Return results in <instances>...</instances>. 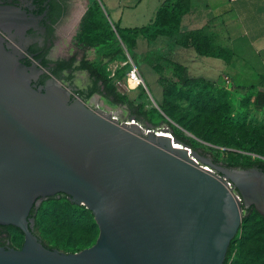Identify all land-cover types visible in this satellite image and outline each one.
Returning <instances> with one entry per match:
<instances>
[{"label":"water","instance_id":"1","mask_svg":"<svg viewBox=\"0 0 264 264\" xmlns=\"http://www.w3.org/2000/svg\"><path fill=\"white\" fill-rule=\"evenodd\" d=\"M43 72L0 36V225L24 233L0 264H224L244 207L264 215V171L218 165L167 126L121 122L54 75L35 86ZM57 193L92 211L94 244L67 253L35 235L31 209Z\"/></svg>","mask_w":264,"mask_h":264},{"label":"rangeland","instance_id":"2","mask_svg":"<svg viewBox=\"0 0 264 264\" xmlns=\"http://www.w3.org/2000/svg\"><path fill=\"white\" fill-rule=\"evenodd\" d=\"M90 3L91 0H73L69 19L60 30L54 48L56 56L69 57L75 54L77 58H80L85 53V50L78 46L76 38ZM103 6L107 10L104 0ZM137 23L143 25L146 22L138 20ZM136 51L139 54L147 51L159 54L155 42L143 37H139ZM89 54L93 58L94 50L89 49ZM192 54L187 53L185 58L174 56V59L191 63L190 76L192 77L216 79L215 72L207 66V61H204L209 57L198 55L195 51H192ZM195 56L199 59H193ZM130 62L134 63L128 51L124 50L115 59L108 61L105 69L110 76H113L120 67ZM165 66L169 68L170 64L165 63ZM137 67L144 80L140 86H144L147 92L142 101L147 107L159 106L166 97L170 105L161 111L169 122L170 130L172 132L175 130L182 135L186 140L184 142L188 143L193 150L206 159L219 160L215 163L226 167H229L227 164L232 163L264 160V108L255 109L248 98L235 97L225 87H215L201 82L194 87L186 88L167 80L172 74L171 70H164L162 76L165 81L162 82L160 73L156 72L150 64L140 61ZM47 72L49 69L44 68L43 73ZM61 81L75 91L88 85L89 75L85 71H78L75 73L73 82ZM164 89H166L165 94ZM140 92V88L128 91L129 96L136 102L140 100L138 97ZM98 96L100 106L104 110H122L125 115L131 116L126 106H116L111 100L104 99L98 93L94 94L89 102L94 103L93 97ZM140 122L145 126L153 127L142 119ZM166 124L163 122L164 126ZM260 215L261 212L256 207L248 211L247 223L236 243L232 264H264V220ZM40 217L41 225L38 233L51 246L65 244L71 248L78 245L88 247L97 235V222L91 219L88 210L77 209L68 202L48 203L40 212ZM10 232L12 243L18 246L22 238L13 229Z\"/></svg>","mask_w":264,"mask_h":264},{"label":"trees","instance_id":"3","mask_svg":"<svg viewBox=\"0 0 264 264\" xmlns=\"http://www.w3.org/2000/svg\"><path fill=\"white\" fill-rule=\"evenodd\" d=\"M192 7L193 0H175L171 5H168L166 0L158 9L154 19L149 24L137 27H125L122 26L119 21L109 19L107 15L108 12L105 11L106 9L103 6L102 0H91V3L87 8L85 18L81 24L80 33L77 34L76 38L78 46L85 50V53L80 58H77L74 54L68 59H59L56 62V66L47 68L49 69V72L42 75L39 80V84H45L51 75L56 76L60 80H66L71 83L73 82L76 72L85 71L89 75V83L85 88H78L75 92L78 93L86 102H89L92 96L98 93L104 99L111 100V102L116 106H126L129 115L137 118L136 120L139 122L142 119L150 123L154 128L164 126L163 122L168 125L169 122L161 111V109L165 110L170 105L166 97H164L162 103H159L158 107H147L145 102L142 101V99L147 95L144 86L141 85L138 87L141 89L138 96L140 99L139 102H136L134 98H131L129 93L124 94L118 89L117 82L126 79V75L133 66L131 62L120 67L113 76L108 74L105 69V64L108 61L115 59L120 53L127 49L135 65L138 66V62L140 61L150 64L156 72L160 73V79L162 82L165 81L162 74L164 70L167 69L172 71L171 76L167 78V80L173 84L191 88L198 83L204 82L214 85L215 87H219L210 81L190 77L188 75L187 66L180 62L170 60L161 54L151 51L141 54L136 51L139 37H144L145 39L154 41L159 36H166L174 38L177 45L194 48L198 55L217 57L224 59L225 61L230 60L233 56V52L229 48L223 47L219 44L217 42V35L212 31H209V29L203 27L198 29L182 30L183 17L192 9ZM62 13H64V9L61 11V14ZM89 49L94 50L93 58L90 57ZM162 59L167 60L164 62L170 64L169 68L165 66L164 62H161ZM252 87L253 86H247L245 89L249 91ZM165 93L166 89H164V94ZM244 97L249 99V103L253 104L255 109L261 110L264 108V90L258 91L254 98L253 94H245ZM173 134L178 139L186 141L185 138L177 131L174 130ZM214 162L218 163L219 160L214 159ZM227 165H229V167H241L242 169L258 167L264 171V160H250L249 162H238ZM50 202H68L72 207L77 209H87L91 219L95 220L92 211L85 205H78L71 202L68 195L65 193H57L43 199L39 205L35 203L31 209L30 218L34 219L33 232L35 235L38 236L40 241L46 247L58 248L59 250L67 253L77 252L86 248V246L81 245L71 248L65 244L51 246L38 233V229L41 225L40 212ZM252 208L253 207H245V215L243 217L240 230L230 244L224 264H232L233 254L236 250V243L246 226L248 219L247 213ZM260 217L264 220V216L262 214ZM2 226L3 227H0V240L6 239L12 242L10 230L13 229L22 238L18 247L23 245L24 233L21 229L13 225ZM4 234H6V236ZM98 235L99 227L97 229V235L92 240L91 245L96 242Z\"/></svg>","mask_w":264,"mask_h":264},{"label":"crops","instance_id":"4","mask_svg":"<svg viewBox=\"0 0 264 264\" xmlns=\"http://www.w3.org/2000/svg\"><path fill=\"white\" fill-rule=\"evenodd\" d=\"M164 1L104 0V3L112 20L125 27H137L149 24ZM174 1L167 0V4ZM138 20L146 23L139 25ZM203 27L215 33L217 42L229 48L233 56L228 61L217 57L204 60L217 78L199 79L225 87L240 99L245 94H253L254 98L258 91L264 90V0H193L192 9L183 17L182 30ZM154 42L159 54L173 61H176L174 56L185 58L187 53L193 55L195 51L192 47L177 45L174 38L166 36H159ZM196 57L193 59L198 60ZM164 61L167 60H161ZM177 62L187 66L190 76L192 64ZM247 86L253 87L247 91ZM96 103L100 104L95 99Z\"/></svg>","mask_w":264,"mask_h":264},{"label":"flooded vegetation","instance_id":"5","mask_svg":"<svg viewBox=\"0 0 264 264\" xmlns=\"http://www.w3.org/2000/svg\"><path fill=\"white\" fill-rule=\"evenodd\" d=\"M72 5L73 0H0V36L6 51L18 57L27 67L43 69L56 66L59 59L71 57L56 56L54 48L60 30L69 19ZM43 74L32 79L35 86L42 85L39 80ZM231 169L234 171V168ZM232 170L225 175L231 176L235 173ZM235 190L240 193L238 188ZM0 246L22 247L6 239L0 240Z\"/></svg>","mask_w":264,"mask_h":264},{"label":"built area","instance_id":"6","mask_svg":"<svg viewBox=\"0 0 264 264\" xmlns=\"http://www.w3.org/2000/svg\"><path fill=\"white\" fill-rule=\"evenodd\" d=\"M131 81H135V84L133 86H131V84H130ZM143 82H144V80L140 74L138 67L133 63V66H132L131 70L128 72L126 79L122 80V81H118L117 86H118V89L122 93L125 94V93H128V91L137 89L140 86V84H142ZM98 98H99V96L93 97V99H96L97 101H99ZM93 104H95V102L91 103V105L94 107H99L101 102H100V104H97V103L95 105H93ZM111 112L121 122H130V123L134 122L132 117L125 115L122 110H120V111L111 110ZM166 126L169 127L167 124H166ZM206 168L210 169L208 166H206ZM230 185H232L231 182H230Z\"/></svg>","mask_w":264,"mask_h":264},{"label":"bare ground","instance_id":"7","mask_svg":"<svg viewBox=\"0 0 264 264\" xmlns=\"http://www.w3.org/2000/svg\"><path fill=\"white\" fill-rule=\"evenodd\" d=\"M130 84L131 86H133L135 84V81H131Z\"/></svg>","mask_w":264,"mask_h":264}]
</instances>
